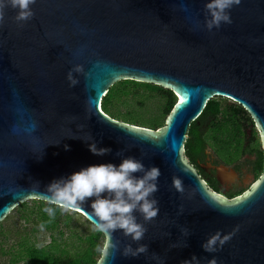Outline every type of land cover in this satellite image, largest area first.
<instances>
[{"label":"water","instance_id":"95a60500","mask_svg":"<svg viewBox=\"0 0 264 264\" xmlns=\"http://www.w3.org/2000/svg\"><path fill=\"white\" fill-rule=\"evenodd\" d=\"M210 2L35 0L32 15L19 20L20 9L5 0L0 223L19 204L43 200L56 181L135 158L145 170L161 172L150 197L158 215L146 221L134 211L144 237L135 241L116 230L110 241L104 237V245L114 246L111 254L102 252L97 264H264V168L248 190L229 199L209 186L185 152L191 123L216 97L247 111L264 150V0H240L226 10L231 23L211 29ZM126 79L173 91L176 102L163 126L152 129L103 110L109 88ZM92 144L109 151L93 154ZM216 168L222 181L237 176L228 165ZM94 199L76 212L88 220ZM217 235L229 239L206 251ZM142 245L147 251L138 257L123 255Z\"/></svg>","mask_w":264,"mask_h":264},{"label":"trees","instance_id":"16d2710c","mask_svg":"<svg viewBox=\"0 0 264 264\" xmlns=\"http://www.w3.org/2000/svg\"><path fill=\"white\" fill-rule=\"evenodd\" d=\"M150 98H156L157 110L148 116L136 109H123L134 102L143 104ZM175 102L176 96L170 89L126 79L109 88L102 99V108L113 118L158 129L164 125ZM251 125L254 126L252 132L249 131ZM188 133L185 152L191 163L200 157L207 144L219 162L237 169L241 164H247L256 177L263 172L264 150L260 136L251 116L241 105L225 97L210 99L198 119L191 123ZM237 195L229 192L226 196L231 199ZM45 206L43 200H34L32 205L23 202L17 207L23 226L21 224L13 231L0 225V257L5 258L4 263L97 264L102 253L98 249H103L104 236L93 229L83 233L73 227L74 215L78 212L57 209L55 218L50 219L42 210ZM41 224L45 226L44 231L49 232L50 239L46 243H37L34 239Z\"/></svg>","mask_w":264,"mask_h":264},{"label":"clouds","instance_id":"9594fccd","mask_svg":"<svg viewBox=\"0 0 264 264\" xmlns=\"http://www.w3.org/2000/svg\"><path fill=\"white\" fill-rule=\"evenodd\" d=\"M10 3L13 8L20 9L17 19L26 20L32 15L30 5L35 3V0H10ZM239 3L240 0H211L207 5L212 16L208 27L210 29L213 26L219 27L221 22L231 23L226 10ZM4 7L5 0H0V20L3 19ZM89 150L96 155H104L109 151L98 149L95 144L90 145ZM137 172H144V175L137 177L134 175ZM160 175L159 168L145 170V165L135 158H126L118 166L111 163L89 166L65 180L50 184L47 189L48 195L43 199L46 206L42 210L50 219H54L57 209L62 212H74L81 208L85 201L95 197L91 204L92 212L88 215L93 231L110 241L112 233L120 229L126 236L140 241L146 229L136 222L133 213L139 210L146 221L158 215V202L150 197L158 191L157 181ZM174 187L178 191L183 190L179 179H174ZM44 227L43 224L40 225L41 231ZM228 239L229 237L221 239L219 235L214 236L205 244V250L212 251L218 240L222 245ZM113 247L108 243L98 251H102L108 257ZM146 251L147 246L144 245L135 250L128 246L124 249L123 255L138 257ZM210 264H216L215 260Z\"/></svg>","mask_w":264,"mask_h":264},{"label":"rangeland","instance_id":"374dc122","mask_svg":"<svg viewBox=\"0 0 264 264\" xmlns=\"http://www.w3.org/2000/svg\"><path fill=\"white\" fill-rule=\"evenodd\" d=\"M228 101L232 102L231 100L228 99ZM136 109L138 113H143L145 116H148V113H151L155 110H157V100L156 98H150L146 99L143 104H139L137 102H134L133 104H130L127 107H123L124 110L126 109ZM254 126H250V132H252V128ZM160 128V127H159ZM241 178L243 179V182H245L246 186H249V184L254 180L252 179L253 177V171L251 170V167L247 164H244L243 167L241 168ZM252 180V181H251ZM245 186V187H246ZM228 198V197H227ZM232 199V198H231ZM28 205H32L34 203V200H28L26 201ZM18 210L17 207L0 223V225L5 228V229H11L15 231L16 227H21L22 222L19 221V216H18ZM70 213V212H67ZM74 223L73 227L77 228L80 232H87L90 229H93V226L91 223L80 213H77L74 215ZM82 223H84L82 225ZM82 225V226H81ZM23 226V224H22ZM11 238H13V235H11ZM34 239L37 243H42V242H48L50 237H49V232H45L44 230L41 231V229H38L34 233ZM104 240V239H103ZM5 258L0 257V264H6L4 263Z\"/></svg>","mask_w":264,"mask_h":264},{"label":"flooded vegetation","instance_id":"af4514ba","mask_svg":"<svg viewBox=\"0 0 264 264\" xmlns=\"http://www.w3.org/2000/svg\"><path fill=\"white\" fill-rule=\"evenodd\" d=\"M240 161L241 160H239V162ZM192 164L195 166V168L200 173V175L205 178V180L212 189L220 193H223L225 196L229 192L237 193L238 195H241L243 192L248 190L258 178L256 177L255 172H253L254 175L252 179L254 180L253 181L251 180L252 182L249 184V186H246L245 182H243V179L241 178L242 175L241 168L243 167L244 164H241L242 166L240 169H237L232 165H228L237 172V176L234 177L233 179L229 178L231 180L222 181L218 177L219 175L216 167L217 165L224 163L218 161L217 155L215 154L214 150L211 148L210 145L207 144L204 145L203 153Z\"/></svg>","mask_w":264,"mask_h":264},{"label":"snow or ice","instance_id":"6c2138e0","mask_svg":"<svg viewBox=\"0 0 264 264\" xmlns=\"http://www.w3.org/2000/svg\"><path fill=\"white\" fill-rule=\"evenodd\" d=\"M184 103V101L183 100H181V104H183ZM179 107V106H178Z\"/></svg>","mask_w":264,"mask_h":264}]
</instances>
